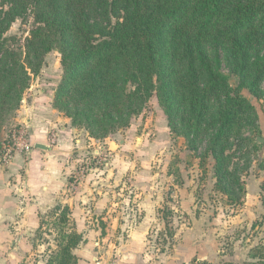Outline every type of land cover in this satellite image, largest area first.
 <instances>
[{
	"label": "trees",
	"instance_id": "16d2710c",
	"mask_svg": "<svg viewBox=\"0 0 264 264\" xmlns=\"http://www.w3.org/2000/svg\"><path fill=\"white\" fill-rule=\"evenodd\" d=\"M30 15L23 51L5 34ZM53 50L64 69L53 107L74 127L106 139L156 95L171 132L200 154V166L213 159L216 190L242 201L246 189L231 145L256 114L239 89L264 94V0H2L0 131ZM222 51L237 89L221 68ZM59 210L62 235L47 264H78L74 249L83 234L68 227L70 207L57 205L53 213Z\"/></svg>",
	"mask_w": 264,
	"mask_h": 264
},
{
	"label": "rangeland",
	"instance_id": "374dc122",
	"mask_svg": "<svg viewBox=\"0 0 264 264\" xmlns=\"http://www.w3.org/2000/svg\"><path fill=\"white\" fill-rule=\"evenodd\" d=\"M33 25L32 15L19 18L5 35L16 37V47L25 51ZM209 53L216 59L211 46ZM220 59L237 89L239 80L225 51ZM63 75L61 53L53 50L0 131V164L14 159L8 162L2 155L14 135L26 127L30 135L26 101L47 93L53 104ZM239 90L256 107L253 120L231 145L246 189L240 203L216 190L213 159L200 166V154L171 132L156 95L130 126L106 139L90 138L86 129L76 127L85 137L72 155L76 166L66 193L74 194L78 205L76 216L70 212L68 227L83 234L84 242L74 250L82 264H250L264 258V94L257 98L245 88ZM16 149L14 156L27 158L33 147ZM54 207L39 210L35 226L23 220L0 226V264L48 263L62 235L61 210L53 213Z\"/></svg>",
	"mask_w": 264,
	"mask_h": 264
},
{
	"label": "crops",
	"instance_id": "0c3cea01",
	"mask_svg": "<svg viewBox=\"0 0 264 264\" xmlns=\"http://www.w3.org/2000/svg\"><path fill=\"white\" fill-rule=\"evenodd\" d=\"M48 100L45 93L23 106L33 145L30 155H17L7 165L0 164V226L22 224L21 220L35 226L39 224V210L47 211L59 203L68 204L76 216L78 205L74 203V194L66 193L67 181L76 166L72 155L74 158L82 148L85 136ZM37 143L48 148H38ZM88 193L80 198L84 200ZM80 258L78 264H82Z\"/></svg>",
	"mask_w": 264,
	"mask_h": 264
},
{
	"label": "built area",
	"instance_id": "2783aa9c",
	"mask_svg": "<svg viewBox=\"0 0 264 264\" xmlns=\"http://www.w3.org/2000/svg\"><path fill=\"white\" fill-rule=\"evenodd\" d=\"M24 128V127H23ZM27 128V127H26ZM24 128L19 135L13 137L12 143L9 142L8 144H5L2 151H3V158L5 161H10L15 154L16 148H21L26 151H30L33 147L29 140V135L27 129Z\"/></svg>",
	"mask_w": 264,
	"mask_h": 264
},
{
	"label": "water",
	"instance_id": "95a60500",
	"mask_svg": "<svg viewBox=\"0 0 264 264\" xmlns=\"http://www.w3.org/2000/svg\"><path fill=\"white\" fill-rule=\"evenodd\" d=\"M259 141H263V139L261 137H259ZM36 147L42 148V149H47L48 148L46 145H43V144H40V143H37Z\"/></svg>",
	"mask_w": 264,
	"mask_h": 264
}]
</instances>
